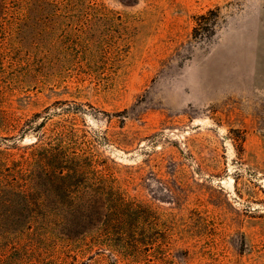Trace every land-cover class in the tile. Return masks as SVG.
I'll list each match as a JSON object with an SVG mask.
<instances>
[{"label": "rangeland", "instance_id": "obj_1", "mask_svg": "<svg viewBox=\"0 0 264 264\" xmlns=\"http://www.w3.org/2000/svg\"><path fill=\"white\" fill-rule=\"evenodd\" d=\"M0 264H264V0H0Z\"/></svg>", "mask_w": 264, "mask_h": 264}, {"label": "trees", "instance_id": "obj_2", "mask_svg": "<svg viewBox=\"0 0 264 264\" xmlns=\"http://www.w3.org/2000/svg\"><path fill=\"white\" fill-rule=\"evenodd\" d=\"M62 155V152H60V151H58L57 153H56V156H61ZM74 158H72V160H73Z\"/></svg>", "mask_w": 264, "mask_h": 264}]
</instances>
